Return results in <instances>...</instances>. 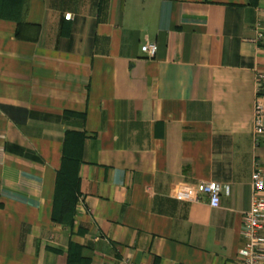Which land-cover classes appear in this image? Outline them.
<instances>
[{"label": "crops", "instance_id": "0c3cea01", "mask_svg": "<svg viewBox=\"0 0 264 264\" xmlns=\"http://www.w3.org/2000/svg\"><path fill=\"white\" fill-rule=\"evenodd\" d=\"M27 5L20 36L0 18V264H69L76 246L79 264H242L264 0ZM66 160L72 224L53 219Z\"/></svg>", "mask_w": 264, "mask_h": 264}, {"label": "built area", "instance_id": "2783aa9c", "mask_svg": "<svg viewBox=\"0 0 264 264\" xmlns=\"http://www.w3.org/2000/svg\"><path fill=\"white\" fill-rule=\"evenodd\" d=\"M71 13L65 14V19H71ZM261 37V36H260ZM143 52L149 57L156 56L158 45L147 41L142 46ZM264 78L263 74L258 76V82ZM264 134L263 106L258 103L255 119V141ZM253 198L251 207L244 215L242 236L245 240L240 249L239 256L242 264H264V177L259 170L252 174ZM202 191L209 196L210 205L219 207L223 187L214 181L203 182Z\"/></svg>", "mask_w": 264, "mask_h": 264}, {"label": "trees", "instance_id": "16d2710c", "mask_svg": "<svg viewBox=\"0 0 264 264\" xmlns=\"http://www.w3.org/2000/svg\"><path fill=\"white\" fill-rule=\"evenodd\" d=\"M252 4H256L257 0H250ZM27 0H1L0 1V18L14 20L18 24L17 35L20 36L21 28L27 25ZM75 164L64 161L62 168L58 172L56 186V211L53 219L59 223L72 224L73 214L75 212V204L80 195L79 178L74 170ZM69 255V264H79L86 262L79 257V247L72 248Z\"/></svg>", "mask_w": 264, "mask_h": 264}]
</instances>
